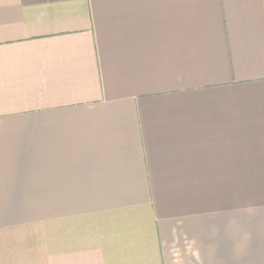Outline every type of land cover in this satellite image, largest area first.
<instances>
[{
	"label": "crops",
	"instance_id": "1",
	"mask_svg": "<svg viewBox=\"0 0 264 264\" xmlns=\"http://www.w3.org/2000/svg\"><path fill=\"white\" fill-rule=\"evenodd\" d=\"M0 264H264V0H0Z\"/></svg>",
	"mask_w": 264,
	"mask_h": 264
}]
</instances>
